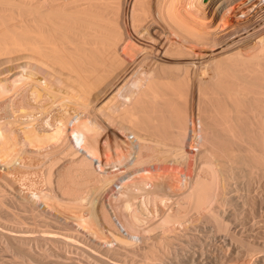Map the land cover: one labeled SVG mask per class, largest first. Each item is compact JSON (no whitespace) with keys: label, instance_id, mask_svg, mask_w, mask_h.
<instances>
[{"label":"bare ground","instance_id":"bare-ground-1","mask_svg":"<svg viewBox=\"0 0 264 264\" xmlns=\"http://www.w3.org/2000/svg\"><path fill=\"white\" fill-rule=\"evenodd\" d=\"M0 167V233L18 240L106 256L93 229L133 243L151 214L149 263L227 253L184 242L180 258L175 237L260 251L245 232L264 227V0H0ZM32 198L92 206L96 228L29 225L11 210Z\"/></svg>","mask_w":264,"mask_h":264},{"label":"rangeland","instance_id":"rangeland-1","mask_svg":"<svg viewBox=\"0 0 264 264\" xmlns=\"http://www.w3.org/2000/svg\"><path fill=\"white\" fill-rule=\"evenodd\" d=\"M0 170H3V168L0 167ZM37 173L39 172L30 174V176L33 175L31 176L32 178L35 177L34 179H38L37 177H39L38 176L39 174ZM30 192L32 193V195H34L33 191ZM11 211L16 217L20 219L23 218L24 220H28L27 222H29L30 220L29 225H33V224L40 225V220L44 217L43 219L46 218L50 221H54L53 222L54 225L51 228L55 227L53 228L54 230L59 229L60 231H65V232L66 230L68 231L69 228H70L69 230L74 229L73 231H75L76 230L75 228L79 229L82 224V222H80L78 219H75L74 222L68 219V216L71 212L74 218H76L78 215L82 217V219H84L83 223L86 222L90 224L93 228H96L95 227L96 220L94 219L92 206L84 207L82 205L77 206L72 204L71 211L66 209H60L62 213H59L57 211V208L54 206V204L53 206L44 208L42 204L37 203L32 198L30 199V201L27 203L26 206L12 208ZM38 214L41 215L38 216ZM138 215L144 216V214L141 213ZM41 216L42 218H40ZM146 217L147 219L142 220L143 223L146 222L145 225L148 226V230L146 232L140 233L131 230L126 232L127 235H133L135 233V237L138 235V237L134 238L133 243H129V241L125 242V239L123 240L122 237L121 238L118 237V233L116 232L99 231L97 229H93L92 233L89 235L90 239L96 241L97 243H100L102 246L110 247L109 253L106 256H102L98 254L96 251H93L92 249L88 248L85 244H83V242L80 243L74 242L73 237L68 235L65 236L56 235V236H62V238H54V235L46 236L45 234H33L24 238L23 240H18L13 236H11L10 234L3 232L0 233V264H29V263L32 264H155L156 262L149 263L143 260L141 251L144 250V248H146V244L149 243V238L147 235H151L154 232L161 234V232L158 229H156L152 223L154 217L151 214L149 217L148 216ZM33 220H35L34 221L35 223L33 222ZM44 223L45 222L41 223L40 228L46 229V227L43 226ZM258 226H260V224H258ZM64 227L65 228L69 227V228L65 229ZM248 227L257 228L256 225H249ZM255 232L257 233L260 232L258 235H256L257 237L255 238L256 240L254 239V241L256 244L259 245V247H261L257 249L260 251L258 252L255 251V254H249L245 252L244 249L240 250L237 247L226 249L223 243L214 240L215 235L212 236V234H207L204 236H196L195 239H191V240L188 237L186 238L175 237L171 243L172 245L171 247H174L176 248V250H178V254H180L178 255V257L181 256L180 258L184 257L183 252L187 251L181 248L182 247L181 245L184 244V242H186V244L188 243L190 245L189 248L192 249V251L201 250V249L205 251H214L215 249H217L227 252L226 253L227 256L225 254L223 255L224 257L221 255L218 257L219 260L218 264H264L262 262L258 263L259 258L262 257L264 258V251L261 250L264 247V227L255 230L250 229L249 231L245 232V234L246 235L255 234ZM210 236H212V240H208ZM64 238H68V242H66ZM6 242H8V246H10V248L6 246ZM54 244H56L58 248H62V250H58V248H56ZM131 244H133L134 245L133 247L138 248L140 251H138L137 253H132L133 248ZM142 244L143 245L145 244L144 247H142L143 246ZM202 244H204V246H202ZM48 248L54 249L56 254L53 256H46L47 255L46 250ZM63 250H66L67 253L64 252ZM171 257H175V256H172L171 254V256L170 257L167 256L166 259L171 260ZM156 264H158V262Z\"/></svg>","mask_w":264,"mask_h":264}]
</instances>
